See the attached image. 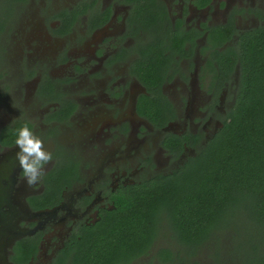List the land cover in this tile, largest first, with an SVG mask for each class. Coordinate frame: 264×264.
Masks as SVG:
<instances>
[{
    "label": "flooded vegetation",
    "instance_id": "obj_1",
    "mask_svg": "<svg viewBox=\"0 0 264 264\" xmlns=\"http://www.w3.org/2000/svg\"><path fill=\"white\" fill-rule=\"evenodd\" d=\"M229 21L235 40L264 23V0L0 5V264H99L106 245L93 241L119 229L126 193L179 169L222 126L238 65L217 70L212 38ZM25 124L53 156L31 188L15 159ZM156 239L113 264H197Z\"/></svg>",
    "mask_w": 264,
    "mask_h": 264
},
{
    "label": "trees",
    "instance_id": "obj_2",
    "mask_svg": "<svg viewBox=\"0 0 264 264\" xmlns=\"http://www.w3.org/2000/svg\"><path fill=\"white\" fill-rule=\"evenodd\" d=\"M234 31L232 21L213 29L212 51L218 62L226 61L217 70L229 77L238 65L234 102L222 126L179 169L157 173L126 193L132 208L119 229L93 241L106 245L99 264L147 253L163 231L193 253L214 238L219 264H264V23L231 40ZM222 238L230 245L219 246Z\"/></svg>",
    "mask_w": 264,
    "mask_h": 264
},
{
    "label": "clouds",
    "instance_id": "obj_3",
    "mask_svg": "<svg viewBox=\"0 0 264 264\" xmlns=\"http://www.w3.org/2000/svg\"><path fill=\"white\" fill-rule=\"evenodd\" d=\"M15 159L21 169V179L28 187L38 186L46 173L45 166L53 156L44 141L27 124L15 130Z\"/></svg>",
    "mask_w": 264,
    "mask_h": 264
},
{
    "label": "rangeland",
    "instance_id": "obj_4",
    "mask_svg": "<svg viewBox=\"0 0 264 264\" xmlns=\"http://www.w3.org/2000/svg\"><path fill=\"white\" fill-rule=\"evenodd\" d=\"M1 1V0H0ZM28 4V2H26ZM25 3V4H26ZM27 4L26 5H22L21 7V11L23 12L24 10H28V7H27ZM31 16V14H30ZM32 17V16H31ZM238 26H244V24H246L245 20L242 19V20H239L237 22ZM31 27H34V28H31V34L32 35H37L38 34V20L33 16V22H32V26ZM161 233V232H159ZM214 238L207 241L206 243H204L201 247V249L197 252V264H219L217 263L215 260H213V255L212 253L214 251H216V248H214L212 245H213V242H214ZM222 242V243H221ZM163 246V245H167V246H171V245H177L178 247V243H176L173 238L170 236L169 232L168 231H163V233H161L158 238L156 239V247L157 246ZM219 246H224V247H227L230 245V242L229 240L228 241H225L224 238L220 239V243L218 244ZM225 250V249H224ZM145 259H140L137 263L138 264H142L143 261ZM227 264H232V261H229L227 260ZM235 262V261H234ZM222 264V263H221ZM233 264H241L240 262L239 263H233Z\"/></svg>",
    "mask_w": 264,
    "mask_h": 264
},
{
    "label": "water",
    "instance_id": "obj_5",
    "mask_svg": "<svg viewBox=\"0 0 264 264\" xmlns=\"http://www.w3.org/2000/svg\"><path fill=\"white\" fill-rule=\"evenodd\" d=\"M4 262H5V258H4ZM5 264H8V263L5 262Z\"/></svg>",
    "mask_w": 264,
    "mask_h": 264
}]
</instances>
